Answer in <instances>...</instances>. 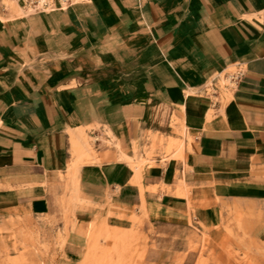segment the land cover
I'll list each match as a JSON object with an SVG mask.
<instances>
[{"label": "crops", "instance_id": "1", "mask_svg": "<svg viewBox=\"0 0 264 264\" xmlns=\"http://www.w3.org/2000/svg\"><path fill=\"white\" fill-rule=\"evenodd\" d=\"M6 1L0 213L50 233L77 190L120 223L212 233L229 211L264 215V0Z\"/></svg>", "mask_w": 264, "mask_h": 264}, {"label": "rangeland", "instance_id": "2", "mask_svg": "<svg viewBox=\"0 0 264 264\" xmlns=\"http://www.w3.org/2000/svg\"><path fill=\"white\" fill-rule=\"evenodd\" d=\"M0 7L14 8L6 0H0ZM65 193V223L50 233L35 230L19 212L0 213V264H264L259 208L254 222H246L242 210L229 211L210 233L143 222L141 212L120 223L123 212L117 208L83 211L86 205L77 190Z\"/></svg>", "mask_w": 264, "mask_h": 264}, {"label": "built area", "instance_id": "3", "mask_svg": "<svg viewBox=\"0 0 264 264\" xmlns=\"http://www.w3.org/2000/svg\"><path fill=\"white\" fill-rule=\"evenodd\" d=\"M25 9L34 12H48L57 9V4L62 8L69 0H16ZM238 73H233L229 77V86H232L237 79Z\"/></svg>", "mask_w": 264, "mask_h": 264}, {"label": "bare ground", "instance_id": "4", "mask_svg": "<svg viewBox=\"0 0 264 264\" xmlns=\"http://www.w3.org/2000/svg\"><path fill=\"white\" fill-rule=\"evenodd\" d=\"M13 1H15L16 3H19L18 1H16V0H13Z\"/></svg>", "mask_w": 264, "mask_h": 264}]
</instances>
